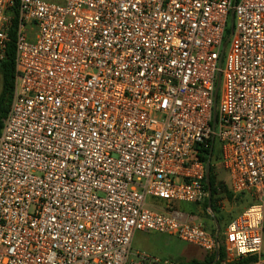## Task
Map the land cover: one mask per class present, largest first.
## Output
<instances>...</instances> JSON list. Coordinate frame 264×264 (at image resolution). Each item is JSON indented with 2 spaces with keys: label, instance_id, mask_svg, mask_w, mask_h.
Here are the masks:
<instances>
[{
  "label": "built area",
  "instance_id": "obj_1",
  "mask_svg": "<svg viewBox=\"0 0 264 264\" xmlns=\"http://www.w3.org/2000/svg\"><path fill=\"white\" fill-rule=\"evenodd\" d=\"M15 21L0 264H174L133 259L138 232L264 264V0H0V61ZM211 142L253 199L224 244L172 213L208 199Z\"/></svg>",
  "mask_w": 264,
  "mask_h": 264
},
{
  "label": "rangeland",
  "instance_id": "obj_2",
  "mask_svg": "<svg viewBox=\"0 0 264 264\" xmlns=\"http://www.w3.org/2000/svg\"><path fill=\"white\" fill-rule=\"evenodd\" d=\"M228 48V47H227ZM225 65L223 58L222 67ZM1 90V76H0ZM222 94V86L218 93V107L220 105V97ZM218 147V145H217ZM216 172L219 181L228 180V174L225 172L221 160L216 164ZM221 202V210L224 218L220 220V242L224 244L226 237V229L228 225L243 213L253 203L250 195H238L233 200L223 198ZM187 212H193L201 218L203 226L207 230H212L217 233V224L213 215H206L203 204L194 203H176ZM219 217L218 214L215 215ZM194 250H200L195 245L179 239L175 235L161 232H138L136 233L132 243V258L135 259L137 253L146 254L155 257L161 261H168L174 264H192ZM264 252V245H263Z\"/></svg>",
  "mask_w": 264,
  "mask_h": 264
},
{
  "label": "trees",
  "instance_id": "obj_3",
  "mask_svg": "<svg viewBox=\"0 0 264 264\" xmlns=\"http://www.w3.org/2000/svg\"><path fill=\"white\" fill-rule=\"evenodd\" d=\"M17 24L16 21L13 23V26L9 32V43L7 45V50L5 58L0 61V76H1V90H0V135L4 126V122L7 118L14 91V81H15V38H16ZM231 30L230 26L227 28L226 39L230 37ZM204 161L207 163L211 159V173H210V184L212 189V204L211 207H208V199L203 203L205 213L207 216L209 214L213 215L217 227L220 228V220L224 218L223 212L220 210L219 202L223 198L233 200V195L228 189L227 184L224 181L218 180V174L216 172V164L221 159L220 151L218 150L215 144H212L210 149L206 152L204 156ZM219 188L221 191L219 192ZM211 212V213H210ZM218 214L219 217L215 215ZM216 233L215 231H212ZM264 256V252L262 254ZM227 258V251L224 245H221L219 256L217 258L216 254L208 255L204 261H193L192 264H211L215 260H218L216 264H223ZM258 259V256H249L246 258H241L239 260L228 262L226 264H249Z\"/></svg>",
  "mask_w": 264,
  "mask_h": 264
},
{
  "label": "crops",
  "instance_id": "obj_4",
  "mask_svg": "<svg viewBox=\"0 0 264 264\" xmlns=\"http://www.w3.org/2000/svg\"><path fill=\"white\" fill-rule=\"evenodd\" d=\"M225 183L228 185L229 184V177L228 180L225 181ZM234 199V197H233ZM147 204L150 208L156 209L158 211L161 212H168L170 210H168L166 208V203L161 201V200H157V199H153V198H149L147 200ZM172 213H178L180 214V217L182 218L183 221L186 220H190L193 219L197 222H201L202 220L200 217H198L197 215H195V213L193 212H187L184 209H182L179 205H174L173 209H172ZM210 232H212V230H208ZM197 247V246H196ZM200 249V248H199ZM193 259L191 261H204L205 258L208 256V254L206 252H204L202 249L200 250H194L193 252Z\"/></svg>",
  "mask_w": 264,
  "mask_h": 264
},
{
  "label": "water",
  "instance_id": "obj_5",
  "mask_svg": "<svg viewBox=\"0 0 264 264\" xmlns=\"http://www.w3.org/2000/svg\"><path fill=\"white\" fill-rule=\"evenodd\" d=\"M230 30H231V34L234 32V17L232 16L231 18V23H230ZM230 37L226 40L224 47H226L229 43ZM220 85V79L218 82V88ZM217 93H218V89L216 92V100H217ZM211 168H212V164H211V159H209V161L206 164V185H207V189H208V193H209V197H208V207H211L212 204V189H211V184H210V173H211ZM211 213V212H210ZM220 235V228L217 229V233L216 236L219 237ZM217 258L219 256V252H217L216 254ZM218 260H215L213 263L211 264H216Z\"/></svg>",
  "mask_w": 264,
  "mask_h": 264
}]
</instances>
